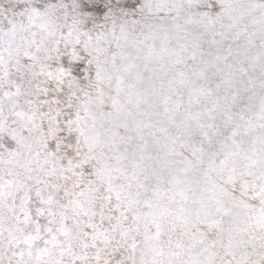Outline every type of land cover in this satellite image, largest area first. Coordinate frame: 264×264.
Listing matches in <instances>:
<instances>
[{"label": "snow or ice", "instance_id": "6c2138e0", "mask_svg": "<svg viewBox=\"0 0 264 264\" xmlns=\"http://www.w3.org/2000/svg\"><path fill=\"white\" fill-rule=\"evenodd\" d=\"M0 264H264V0H0Z\"/></svg>", "mask_w": 264, "mask_h": 264}]
</instances>
